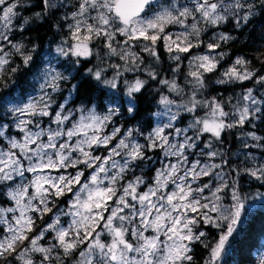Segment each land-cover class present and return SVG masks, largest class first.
<instances>
[{"label":"snow or ice","instance_id":"obj_1","mask_svg":"<svg viewBox=\"0 0 264 264\" xmlns=\"http://www.w3.org/2000/svg\"><path fill=\"white\" fill-rule=\"evenodd\" d=\"M37 6L35 18L58 15L53 27L64 35L37 68L35 95L17 97L5 84L0 97V264H197L196 245L207 251L202 264H221L243 227L239 178L264 184V135L244 130L264 122V75L237 56L213 83L253 85L205 97L207 75L229 55L218 49L234 37H203L246 26L255 0H0V78L17 57L35 65L37 46L16 34L32 21L21 9ZM161 44L174 67H162ZM152 83L162 110L146 119ZM229 134L251 167L232 163Z\"/></svg>","mask_w":264,"mask_h":264},{"label":"trees","instance_id":"obj_2","mask_svg":"<svg viewBox=\"0 0 264 264\" xmlns=\"http://www.w3.org/2000/svg\"><path fill=\"white\" fill-rule=\"evenodd\" d=\"M31 3H37V0H29ZM257 7L254 10V15L250 22L246 26L236 28L233 23H228L218 27L223 32H227L234 37L233 40L227 44H222L220 51L229 53L226 57L228 62H231L232 57L243 56L251 63L250 68L256 69L259 74L264 75V8L260 6V0H255ZM25 16L32 17V21L28 30L23 34H16V39H22L28 45L29 48L34 44L37 46L36 52L33 54L36 61L34 66L25 68L22 66V61L17 57L14 59V63L9 66V71H6L4 76L0 78V97L5 96L9 89L4 88L5 84H8L10 88L14 90V94L17 97L32 95L36 89L38 82L36 76L38 75L37 68L42 69L45 67L44 52L50 43L56 41L60 36L64 35V32H57L53 27L58 22L59 16H49L46 20L42 21L35 18V13L40 11V8L34 7L27 10L21 9ZM218 31V30H216ZM219 32V31H218ZM206 36V40L211 37ZM205 38V37H204ZM162 56V67L169 68L175 65L167 59V53L163 51L162 44L160 45ZM56 61V60H55ZM147 61V57H146ZM57 64V61L55 65ZM20 65L18 71L14 74H9L10 68ZM63 71V69H60ZM131 74V73H130ZM166 75L171 78V73ZM127 76V75H126ZM74 82V81H73ZM178 82L183 83V77L178 79ZM253 82H244L243 84H231V85H218L209 82L208 88L204 93L205 97L220 96L227 98L229 96H236L247 87H251ZM160 87L157 83H152L144 96V104L142 108V114L147 119L148 115L152 112L159 110L156 101L159 99V94L151 91L153 88ZM162 92H167V89L161 88ZM66 95V92L64 93ZM175 97V96H174ZM54 99L59 103L62 99L61 94H56ZM80 99H76L72 107H75L82 103ZM5 111L3 107H0V113ZM190 117L184 114V118L177 124V126L184 125L187 122V118ZM126 117H120L117 123L123 124L126 121ZM155 121H153L154 126ZM246 130H254L258 135H264V122L258 123L256 129H251L250 126H246ZM150 130V129H146ZM234 133L238 130H233ZM226 148H230L231 152L229 157L234 165H241L240 158L236 156L239 148V142L235 139L234 134L225 136ZM206 179V178H205ZM240 192L244 199H250L254 194L261 192L264 189V184L260 181L252 179L250 176L242 175L239 178ZM226 203H230L229 200H225ZM250 203V202H249ZM244 222L242 230L239 236L231 241V247L228 252L222 257L221 264H262L264 259L262 258V250L264 248V202L249 205L245 203V211L243 213ZM204 230L210 232V239L213 236H217V230L208 226H204ZM194 258L197 264H202L207 251L200 245L194 247Z\"/></svg>","mask_w":264,"mask_h":264},{"label":"rangeland","instance_id":"obj_3","mask_svg":"<svg viewBox=\"0 0 264 264\" xmlns=\"http://www.w3.org/2000/svg\"><path fill=\"white\" fill-rule=\"evenodd\" d=\"M169 2H171V0H167V1H165V2H161V3H165V4H167V3H169ZM182 2H187V0H182ZM181 29H180V27L177 25V26H170V28H169V31H172V32H178V31H180ZM216 30H218L219 32H223L222 30H220V29H214V30H209V32L207 33V35L206 36H210L212 33H213V31H216ZM205 36V38L204 39H206L207 37ZM61 37L62 36H60V38H58V40H56V41H54V42H52V43H50L49 45H48V47H47V50L44 52V59H45V61L47 60V59H51V57L52 56H54L55 54H54V52H52V49H54V47H55V45L57 44V43H59L60 42V39H61ZM139 49H137V51H138ZM205 51V48L204 47H201L200 49H197V50H194L193 51V55H195L196 54V52H204ZM218 51H220L219 49H218ZM236 57H232L231 58V62H228L227 60H226V58H225V61L224 62H222L221 63V67H220V70H218L215 74H208L207 75V77H206V79L208 80V82H213V81H215L216 79H217V77L220 75V71H222L223 69H226L228 66H229V64H231L232 63V61L235 59ZM115 59V58H114ZM115 62H119L118 60H115ZM55 63H56V61H55V59H52V64H53V66H56L55 65ZM187 63H188V61H187V59H185L184 60V63H183V65H182V71H181V74H180V76L178 77V79H181L182 77H183V75H184V73H186L187 72ZM44 66H46V64L44 65ZM109 75H111V73H109ZM127 75V78H129V79H132L133 78V75L132 74H126ZM38 90H39V83H38V85H37V89H36V91L32 94V95H35L36 94V92H38ZM243 91V90H242ZM173 99H178V97H172ZM159 110H162L161 108H159ZM158 111V110H157ZM160 119H162V120H166V118L165 117H161ZM188 120H187V122L184 124V125H180L179 127H184V126H186L187 125V123H188V121L190 120V117H188L187 118ZM245 131H248V130H246V129H244ZM250 130V129H249ZM254 152H255V154H256V156H257V163H259V161H260V157H261V153H260V151L259 150H253ZM153 155V161H154V167H153V171L155 170V168L156 167H160L161 165H160V163L158 162V160L160 159V154L159 153H153L152 154ZM252 165H251V163H249V165H248V167H251ZM145 171H147V169H145ZM152 173H149V176L151 175ZM252 178V177H251ZM253 179V178H252ZM244 202L245 203H248L249 205H256V204H259V203H262V202H264V189L261 191V192H258V193H256V194H254L253 196H251L250 197V199H244ZM250 202V203H249ZM226 203V202H225ZM262 258L264 259V248H263V250H262Z\"/></svg>","mask_w":264,"mask_h":264},{"label":"flooded vegetation","instance_id":"obj_4","mask_svg":"<svg viewBox=\"0 0 264 264\" xmlns=\"http://www.w3.org/2000/svg\"><path fill=\"white\" fill-rule=\"evenodd\" d=\"M165 1H167V0H161V2H165ZM58 40V39H57Z\"/></svg>","mask_w":264,"mask_h":264}]
</instances>
